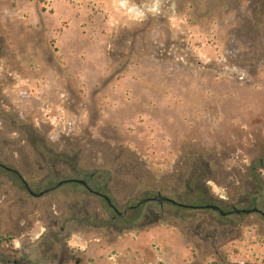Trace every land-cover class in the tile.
Here are the masks:
<instances>
[{
    "label": "rangeland",
    "instance_id": "obj_1",
    "mask_svg": "<svg viewBox=\"0 0 264 264\" xmlns=\"http://www.w3.org/2000/svg\"><path fill=\"white\" fill-rule=\"evenodd\" d=\"M0 163L118 213L199 202L178 190L201 172L222 211L264 212V0H0ZM18 175L0 264H264L259 213L121 216Z\"/></svg>",
    "mask_w": 264,
    "mask_h": 264
},
{
    "label": "trees",
    "instance_id": "obj_2",
    "mask_svg": "<svg viewBox=\"0 0 264 264\" xmlns=\"http://www.w3.org/2000/svg\"><path fill=\"white\" fill-rule=\"evenodd\" d=\"M201 176H202V173L198 172L196 174L191 173L189 177H184L182 180L180 189L178 190V192L180 194H183L185 198L194 197V198L199 199L200 200L199 202H190L186 200H181L176 194V191L173 189H169L168 187H158L157 190L163 192L164 196L170 197L174 199L175 201L180 202L182 204L199 206L195 208H189V207L187 208L178 207L177 208L175 207L176 205H174V208L178 209L179 211L190 212V211H195L196 209L213 210L211 208L202 207L205 205H215V202H213V195L211 194L210 188L206 187L205 185H203V183L201 184L200 181H198V178H201ZM157 203L159 204V206H161L162 204L168 203V202L163 201L161 204L159 202ZM169 205L172 206L173 204L169 203ZM223 212H227V211H223Z\"/></svg>",
    "mask_w": 264,
    "mask_h": 264
},
{
    "label": "water",
    "instance_id": "obj_3",
    "mask_svg": "<svg viewBox=\"0 0 264 264\" xmlns=\"http://www.w3.org/2000/svg\"><path fill=\"white\" fill-rule=\"evenodd\" d=\"M0 166H3L0 164ZM8 170H11L10 168H7ZM22 179V178H21ZM23 181V184L25 185V187L27 188L28 192L33 195V196H41L42 194L46 193V192H50L51 190L57 188L58 186L64 184V183H78L82 186H84L88 191L92 192L91 188L87 185L86 181L83 180V179H79V178H69V179H64V180H61L59 182H57L54 186L50 187V188H47L45 189L44 191H41L39 193H35L33 192L28 184L22 179ZM96 195L98 196H101L103 197L106 202L110 205V207L118 213L117 211V208L111 203L110 201V198L105 195V194H101L99 192H95ZM147 201H157L159 202L160 204L164 201V202H168V203H171L173 205H176L178 207H184V208H195V207H199V206H194V205H187V204H182L180 202H177L175 201L174 199L170 198V197H167V196H164L160 193H158L157 195L153 196V197H147V198H144L142 199L141 201H139L138 203H136L135 205H132L130 207H127L124 209V211L122 213H118L119 215H124L125 212L129 209V208H136L138 207L141 203L143 202H147ZM202 207H205V208H211L213 210H217L219 211V213L221 215H228V214H240V213H259L261 214L263 217H264V212H262L259 208L257 207H253V208H249V209H246V208H241V209H238V208H232L230 211H227V212H223L218 206L216 205H205V206H202Z\"/></svg>",
    "mask_w": 264,
    "mask_h": 264
},
{
    "label": "flooded vegetation",
    "instance_id": "obj_4",
    "mask_svg": "<svg viewBox=\"0 0 264 264\" xmlns=\"http://www.w3.org/2000/svg\"><path fill=\"white\" fill-rule=\"evenodd\" d=\"M1 164V163H0ZM1 165H3V164H1ZM1 168H5V169H7L8 167H6V166H0ZM11 169V168H10ZM8 170V169H7ZM9 171H12V172H14V173H16L17 175H18V173H17V171L16 170H14V169H11V170H9ZM19 176V175H18ZM20 177V176H19ZM20 179H21V177H20ZM21 181H22V179H21ZM23 182V181H22ZM25 186V185H24ZM26 188V187H25ZM27 189V188H26ZM92 190V189H91ZM28 191V190H27ZM90 192V191H89ZM95 192H98V191H94V190H92V192L91 193H93L94 195H96L95 194ZM100 193V192H99ZM101 194H103V193H101ZM96 196H98V195H96ZM98 197H101V196H98ZM101 198H103V197H101ZM104 199V198H103ZM105 200V199H104ZM106 201V200H105ZM110 201H111V199H110ZM112 203V202H111ZM108 204V203H107ZM113 204V203H112ZM109 205V204H108ZM114 205V204H113ZM110 206V205H109ZM115 206V205H114ZM137 208V207H136ZM130 209V208H129ZM230 211V210H229Z\"/></svg>",
    "mask_w": 264,
    "mask_h": 264
}]
</instances>
